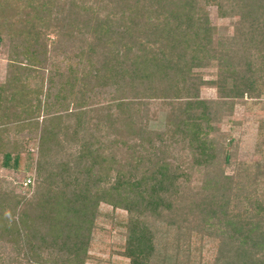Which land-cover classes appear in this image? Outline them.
I'll return each mask as SVG.
<instances>
[{
    "label": "trees",
    "instance_id": "16d2710c",
    "mask_svg": "<svg viewBox=\"0 0 264 264\" xmlns=\"http://www.w3.org/2000/svg\"><path fill=\"white\" fill-rule=\"evenodd\" d=\"M0 53L2 167L38 140L32 196L0 180V264H86L101 204L128 213L130 264H169L173 227L217 238L214 264H264V157L221 128L264 98V0H0Z\"/></svg>",
    "mask_w": 264,
    "mask_h": 264
},
{
    "label": "rangeland",
    "instance_id": "374dc122",
    "mask_svg": "<svg viewBox=\"0 0 264 264\" xmlns=\"http://www.w3.org/2000/svg\"><path fill=\"white\" fill-rule=\"evenodd\" d=\"M209 12L213 25L221 32L233 33V20L220 18L216 8H210ZM58 60L57 64L64 61L62 56H59ZM7 65V55L0 53V82H4L7 77ZM213 72L214 70L205 72L206 79H212ZM217 97V91L213 88L207 87L201 90L202 99L215 100ZM263 102L264 98L260 101L248 100L243 105H237L233 116L226 117L221 124L222 132L230 135V141H233L239 150L240 160L246 164H254L264 157ZM152 104V108L156 109L160 102ZM156 127L159 128V124ZM28 135L26 131L19 137L27 142L24 148L30 153L29 156L27 153L24 155L21 171L2 167V157H0V180H5L9 184L8 187L14 190L15 195L30 198L37 184L38 140L33 136V140L30 141L27 139ZM231 148L234 149V146ZM258 194L264 199V182H260ZM128 219L126 211L101 204L86 264H130V260L125 256ZM176 230L174 227L164 230L160 228L157 233V243L160 241L158 246L161 253L163 251L169 253L167 255L169 264H214L219 247L217 238L194 232L187 239L178 241ZM165 243L166 246L170 244V248H166ZM178 243H181L183 248L178 251V257H175L178 253L175 246Z\"/></svg>",
    "mask_w": 264,
    "mask_h": 264
},
{
    "label": "built area",
    "instance_id": "2783aa9c",
    "mask_svg": "<svg viewBox=\"0 0 264 264\" xmlns=\"http://www.w3.org/2000/svg\"><path fill=\"white\" fill-rule=\"evenodd\" d=\"M31 182V181H30ZM30 184V183H29ZM28 185V184H27Z\"/></svg>",
    "mask_w": 264,
    "mask_h": 264
}]
</instances>
